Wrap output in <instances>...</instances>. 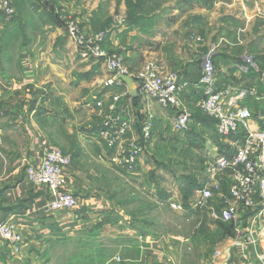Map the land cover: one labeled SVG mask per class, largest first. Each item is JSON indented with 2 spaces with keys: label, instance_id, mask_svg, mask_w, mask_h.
<instances>
[{
  "label": "crops",
  "instance_id": "1",
  "mask_svg": "<svg viewBox=\"0 0 264 264\" xmlns=\"http://www.w3.org/2000/svg\"><path fill=\"white\" fill-rule=\"evenodd\" d=\"M53 1L50 7L56 13L62 8L77 13L78 9L72 0ZM12 2L15 8L12 22L5 26L0 24V222L12 220L23 241L21 251L15 254L0 240V264H47L45 261L50 257L58 259L61 253L67 254V264H87L89 261L93 264H251L262 256L250 241L246 242L242 237L212 244L202 232L197 231L202 225V211L190 204H182L181 211L185 215V223L181 222L183 232L156 231V223L162 226L157 214L163 208H168L174 191L163 188L159 183L162 176L156 174V168L149 170L147 160L152 157L151 152L157 142V126H173L175 109L162 107L156 100L142 95L132 99L124 84L127 95L122 99V104L130 108L133 122L123 144L124 147L132 144L142 146L143 153L133 173L123 167L113 166L104 154L105 142L97 135L103 119L101 114L103 110H108L106 104L102 108L94 104L96 100L103 99L104 103L108 100L107 94L103 92L106 89L103 80L109 71L100 59L77 58L76 46L70 41L63 44L56 42L58 35H55L62 28L49 26L43 20L42 10L47 12L50 7L42 6V0ZM21 2L23 6L19 5ZM145 3L141 8L136 7L131 17L125 16L126 22H120L119 18L118 23H113L108 20H113L114 16L108 14V0H105V8L103 6V12L99 14V19L104 20L102 26L108 28L104 49L119 54L133 67L138 65L136 59L140 61L142 58L153 60L166 72L178 64L177 67L183 68L179 71V80L188 84L181 99L190 108L200 91L196 88L201 59L198 61L193 56L195 51L199 53L204 47L194 36L202 34L206 43L215 46L214 64L216 69L219 66L224 72L218 79L221 85H231L233 88L247 84L255 86L261 93L258 92L261 99L247 97L244 104L250 110L263 113L262 75L246 74L247 70L245 74L242 73L237 69L239 63L232 50H221L218 21L231 18L232 9L237 7L242 9L251 27L253 17L259 16L264 20V0H256V6L252 5V0H146ZM122 4L117 18L125 13ZM90 13L87 15L90 16ZM33 15L37 19L35 27L40 33L47 31V34H51L49 42L43 40V35H32L23 40L16 32ZM182 41H191L187 50L192 54H188L187 50L180 51L177 46ZM205 55L200 57L203 59ZM193 62L198 66L195 76L188 69ZM91 97L95 101L90 100ZM137 108L144 113L139 126L136 121ZM146 121L152 123V128L149 137L144 139L141 129ZM248 124L252 127L262 126L255 118H251ZM197 125L203 126L199 121ZM174 133L163 135L166 143L176 142ZM42 140L72 157L73 170H67L66 187L78 199L74 208L46 211L45 207L52 197L50 191L26 177V167L41 161ZM188 140L187 136L181 138V141ZM221 154L224 153L212 149V154L206 155L204 159L210 164L209 161H214ZM93 156H100V160L104 158L105 162ZM97 163L102 166H99V171L117 176L125 174L130 179H135L137 176L133 174L139 173L147 182L137 183L139 188L125 178L126 182L122 180L121 183L124 186L116 188L114 193H109L105 188L99 194L80 195L73 185V176L93 178L98 170ZM205 170L196 172V182L199 185L205 182L218 184V188L227 193L226 180L218 182L215 178L222 180L221 176L216 175L214 178L208 168ZM152 178H157L156 185L152 182L153 186L150 185L149 179ZM182 181L179 189L184 198L188 188H182L189 183L187 179ZM84 187L91 189L89 183L84 184ZM125 187H130L131 192H127ZM113 194L115 197H112ZM191 196L193 199V194L188 199ZM140 203L146 205L149 211L146 220L137 216ZM210 212H207L209 218L212 217ZM150 226H154V229ZM64 244H68L67 248ZM51 247L52 256L48 254ZM77 254L83 256L82 262L75 258Z\"/></svg>",
  "mask_w": 264,
  "mask_h": 264
},
{
  "label": "rangeland",
  "instance_id": "2",
  "mask_svg": "<svg viewBox=\"0 0 264 264\" xmlns=\"http://www.w3.org/2000/svg\"><path fill=\"white\" fill-rule=\"evenodd\" d=\"M72 1L75 4L74 6L76 7V9H78L77 13H74V12L70 13L65 8L59 9L58 13H56L55 10L52 7H50L51 3L54 4L53 0H42V3H41L42 6H44L45 8H47L48 6L50 7V8H47L49 10L47 12L45 9L42 10L44 11L43 20L48 22L49 26L52 25L53 27L57 26V27L62 28V31L59 34L55 35V36L58 35L56 42L58 41L60 42V44H63V43L70 41L71 43L75 45V43L72 41L71 37L69 36L67 32V24H66L67 18L65 17H70L74 21V23L78 25L79 30L81 32H85L88 35L95 34L96 32H99V31H105L107 33L108 28H105L104 26H102V24L104 23V20H102L101 18L99 19V14L103 12V6L105 8V0H102V1L101 0H72ZM145 1L146 0H108L107 12L109 15L114 16L113 20L112 18L111 20L110 19L108 20L112 21L113 23H118L119 18H120V22L122 23L126 22L127 20L126 17L128 16L131 17L132 13L135 14L136 7L141 8L142 6H145L146 4ZM255 1L256 0H252L253 6H256V4H254ZM257 2H259V0H257ZM121 3H123L122 5L124 7L123 9L125 10V13L121 14L122 18L121 17L117 18V13L120 10ZM158 3H157V6H159ZM19 5L23 6V2L19 3ZM25 6L27 7V5ZM83 9L85 10V13L83 12ZM91 10L93 11L91 12ZM241 10L242 9L235 7L231 11L232 12L231 18L226 17L218 21L220 24L218 26L219 37L221 39L219 40L220 48L223 51H225V48H229L230 50H232V53L235 54V57L239 63L238 64L239 67L237 69H239L242 73H244L247 70L246 74H253L254 76H258L261 74L262 75L261 83H262L264 82V20L261 19L259 16H255L253 17L252 26L250 27L248 26V23L246 22V18ZM146 12L147 10L144 11V13ZM55 13L58 14V17L56 16ZM89 13H90V16L87 15ZM34 17L35 16L33 15L31 19H27V22L25 23L24 26L22 27L17 26L19 27V30H17L16 32L21 35V39L23 40H26L27 38H31L32 35L34 36L40 35L41 37L43 35L44 37L43 40L45 42L47 41L49 42L50 41L49 37L51 34H47V31H43V33H40V30L35 27L36 26L35 20L37 19L36 18L34 19ZM246 24H247L246 26L247 28H245ZM21 28L22 29L26 28V30L25 29L22 30ZM194 38L200 44H204L203 45L204 47L202 48V50H199V53L195 51L194 52L195 56H193V58H196V59L200 58L202 61V58L200 57L202 54H207L209 51L212 53L215 52L214 50L215 46H211L208 43H206V41L204 40L205 36L202 37V34H200L198 35V37L194 36ZM190 42L191 41H188V42L182 41L180 45L177 47L180 48L181 52H183L184 50L186 51L188 48H190V45H189ZM104 50L108 54H116L120 56L119 54L115 52H109L106 49ZM76 52H77V48H76ZM187 52L188 54L190 53L192 54V52H189L188 50ZM77 58L81 60L83 59V58H80L79 56ZM87 59H90V58H87ZM200 59L198 61H200ZM100 60L103 63V60L102 59ZM121 60H122L123 66L129 71V73H131V76L132 74L136 73L138 69L141 67V65L144 64L145 62H153L159 71L166 72V71H163L160 68V66L157 63H155L153 60H148L146 58H142L140 61L136 59L135 63H137L138 65L135 67H133L130 64V62L128 63L125 60H123L122 57H121ZM190 65L191 66L188 69L195 76V74H197L196 70L198 69V66H195L194 62L191 63ZM177 66L178 64L175 65V67L171 66L169 68L170 70H168L167 73H174L178 76L179 71H181L183 68L177 67ZM223 73L224 72L219 68V66H217L216 80H217L218 85L220 86H223V85H221L222 83H220L221 81L219 82L218 79L222 76ZM199 76H200V73H199ZM178 79H179V76H178ZM179 82L182 83V85H184V88L182 89V93H181L182 95L185 92L188 84L180 80ZM105 88L106 89H104L105 91L103 92L107 94V98L109 96L108 95L109 93L111 92L114 93L117 91L115 88H110L106 86ZM121 88L123 89V87ZM251 88L255 90V94H247L246 96H244L240 100L242 104H244V99L247 97H253V98H256L257 100L261 99L259 98L261 97V95H259L260 92L255 86H249L248 84L244 87L233 88L235 92H238L240 89L249 90ZM199 89L200 88L197 86L196 90H199ZM90 100L95 101V99L92 97ZM97 101L98 100L94 102L95 106H96ZM185 106L186 104H184V102H182V99H181V103L178 107L176 108L170 107V108L175 109V115H177V113H179L181 110L187 111L190 114V118L188 120L186 130L176 131L173 128V126H157V129L155 131V139H157L156 140L157 142L155 141L156 144L153 146V152H151L152 157H150V159L147 160V163H148L147 165L150 168L149 170H153L154 168H156L155 169L157 172L156 174H160L162 176L160 179L161 182L159 183L162 184L163 188L165 189L168 188L174 191L173 199L172 201L169 202V205H167L168 208H163V210H161L157 214V217L160 219L162 226L159 225V223H156L157 227L155 226V228H156V231H159L161 233H167V232L180 233V232H183L184 230V226L182 225L183 223H181V222H184L185 220L184 212L181 210H174L170 205L171 202H179L181 204L184 202L181 191L179 189L181 187L180 184L183 183L182 180L187 177L186 179H188L187 182L189 184L193 182V180L196 179L195 174L197 171L204 170L205 172L206 171L205 169L209 167L204 157L208 154L209 155L212 154V149L216 152H220V153L223 152L224 154L229 153L231 150L234 149L232 144L231 143L229 144V138H230V142H232L235 139L238 140L239 139L238 136L242 134V126H239L238 128L239 134L237 136L235 135L236 137H222L216 132L213 122L210 119H208L202 112H200V110L196 106V102L192 103V106H190V108H188L187 106L185 107ZM102 107L98 106V108H102ZM135 111H136V118H137L136 120L137 126H139L142 120L144 119V113L140 112L139 108L135 109ZM262 112L264 113V110H262ZM102 113L103 114H101V118L107 114V111L103 110ZM251 113H252V118H255V119H257L256 117L258 114H263V113L256 112V110H251ZM198 121L201 122L203 126H198L197 125ZM132 122L133 121L131 119L130 128H132ZM171 127L174 130H172ZM170 133L175 134L174 140L176 142H173V143L171 141H168L167 143L165 142L163 135L169 136ZM141 136L143 137V133L141 134ZM183 136L189 137V140L181 141V138H183ZM127 147L128 146L124 147V144H122V147H118L116 149L118 152H120L123 148H127ZM60 151L63 154H66L67 156H69L70 158L69 169L72 168L73 170L72 157L69 154L64 153L62 150ZM111 152H112L111 149H108L106 147V152L104 154L110 160L109 162L112 163L113 166L115 165L116 167H122L118 164H115L114 162H111L110 156L113 155ZM93 157L94 158L96 157V159L99 161L104 160V158L100 160L101 159L99 158L100 156H93ZM90 160H93V158H90ZM209 162H213V161L211 160ZM100 164L97 163L98 170L95 172L96 174H94L93 178L87 179L84 177L78 178L75 175L73 176V180H72L73 185L75 188L78 189V192L80 193V195H84V194L87 195L91 193L99 194L105 188H107L109 193L111 192L114 193L116 188H118L119 186L122 188V186H124L121 183L123 182L122 180L126 182L125 178H127L128 180H131V182L135 186H138V187L140 185L137 183L144 184L145 182H147V179L145 178L142 179L141 178L142 176L139 175V173H137L138 175L134 173L133 175L137 177L135 179H130L125 174L124 175L119 174L121 177H118L119 175L117 176L113 173L99 171L100 167H102ZM88 167H89V164H88ZM213 175H214L213 176L214 178L216 175L218 177L221 176L220 178L222 180L215 178L218 180V182L220 181L224 182L225 180L227 183L229 182L227 178L228 172L226 170L222 172H216ZM225 175H227V177ZM214 178L212 179L214 180ZM152 179L151 180L149 179L151 186H153L152 185L153 183L155 184L157 182V178L156 179L152 178ZM86 183H89L91 185V189H87L84 187V184ZM204 184H208V183L205 182ZM125 190H127V192L129 193L131 192L130 187H125ZM226 196H227L226 191L224 193L223 191H221L220 188L214 189L213 197L209 200L207 207L197 209V210L202 211V225L199 226L197 231L202 232L207 237V240L210 241L212 244L217 243V242L226 241V240H231V241L237 240L239 237L240 238L242 237V239L245 240L246 242L254 239L255 243L254 244L251 243V245L255 246L257 251L261 255L264 256V203H261L258 206L250 210H245V211L239 210L237 212V215L234 218L230 220H223L220 217L219 212H220V209L223 207ZM112 197H115L114 194L112 195ZM193 201H194V196H193V199L191 196L190 199L186 201V204L191 205ZM139 210L137 211V216L142 219L145 218L144 220H146L147 214L149 213V211H147V206L140 203ZM207 212L216 214V217H214L211 214L212 217L211 215L210 217L212 219L209 218ZM150 227L154 229V226H150ZM0 240L7 246V244L1 238ZM67 245L68 244H64V247L67 248ZM48 254L52 256L53 254L52 247L50 248ZM64 254L61 253L60 258L58 259L54 257L56 260L53 257H50L45 262H47V264L48 263L50 264V262H52L53 264L54 263L67 264L69 260H68V257L66 256L67 254L66 255ZM75 258L79 259V262H82L83 256L77 254ZM87 264H93V262L89 261Z\"/></svg>",
  "mask_w": 264,
  "mask_h": 264
},
{
  "label": "built area",
  "instance_id": "3",
  "mask_svg": "<svg viewBox=\"0 0 264 264\" xmlns=\"http://www.w3.org/2000/svg\"><path fill=\"white\" fill-rule=\"evenodd\" d=\"M14 14L12 0H0L1 26L9 24ZM65 18H67V32L76 45L78 56L83 59H102L109 71V75L103 80V85L115 88L117 91L108 94L106 103L102 99L96 102L97 107L106 104L108 110L97 135L105 142L106 147L111 149L113 154L110 156L111 162L133 173L143 153V147L132 144L120 152L116 149L122 147L131 127L130 108L127 104H122L127 90L117 76L131 75V73L123 66L120 56L105 52L102 47L107 37L105 31L88 35L81 32L70 17ZM132 76L138 84V95L152 98L165 108H176L180 105L184 85L179 82L176 74L159 71L153 62H145ZM198 87L200 93L196 106L204 115L215 120V128L219 135L222 137L238 135V128L242 126L239 139L231 142L234 149L227 154L218 155L208 164V169L213 174L225 170L228 172L227 196L219 213L223 220H230L239 210H250L264 203V113L256 117L262 126H249L248 122L252 118L251 110L240 100L247 94H255V90L240 89L235 92L229 85H218L213 53L210 51L201 61ZM189 118L190 114L181 110L175 115L173 128L176 131H185ZM151 125L150 121L144 123L142 128L144 138L149 137ZM40 146L41 161L39 164L26 167V177L32 183L45 186L50 191L52 197L45 207L46 211L74 208L78 199L66 187L69 156L51 146L46 140H42ZM218 187V184H202L195 187L191 206L196 209L206 208L213 197L214 189ZM170 205L174 210L183 209V205L179 202H171ZM212 215L216 217V214L212 213ZM0 238L15 254L21 251L23 238L12 220L0 222ZM250 242L254 244L255 240ZM251 264H264V256L258 257Z\"/></svg>",
  "mask_w": 264,
  "mask_h": 264
},
{
  "label": "water",
  "instance_id": "4",
  "mask_svg": "<svg viewBox=\"0 0 264 264\" xmlns=\"http://www.w3.org/2000/svg\"><path fill=\"white\" fill-rule=\"evenodd\" d=\"M117 78L125 84L128 89V94L132 99L138 97V84L133 76L129 74H119Z\"/></svg>",
  "mask_w": 264,
  "mask_h": 264
},
{
  "label": "trees",
  "instance_id": "5",
  "mask_svg": "<svg viewBox=\"0 0 264 264\" xmlns=\"http://www.w3.org/2000/svg\"><path fill=\"white\" fill-rule=\"evenodd\" d=\"M136 99V98H135ZM206 116V115H205ZM208 119H210L212 122H213V125H215V120L213 119V118H210V117H208V116H206ZM215 127V126H214ZM216 130V129H215ZM217 132V131H216ZM189 134V133H188ZM234 136V135H233ZM187 178V177H186ZM186 178H185V180H186ZM188 180V179H187ZM197 186H199V184H198V182H196V180L194 179L193 180V182H191L190 184H188V186H184L183 188H182V190H186V188H188V190H186L185 191V194H187V196L186 195H184V198H183V205H185L186 204V201L188 200V196L191 194H193V190H194V188L195 187H197Z\"/></svg>",
  "mask_w": 264,
  "mask_h": 264
}]
</instances>
